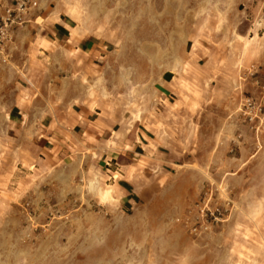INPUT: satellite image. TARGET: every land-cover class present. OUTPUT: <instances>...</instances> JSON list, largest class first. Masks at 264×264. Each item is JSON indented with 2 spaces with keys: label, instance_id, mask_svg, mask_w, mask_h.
Returning <instances> with one entry per match:
<instances>
[{
  "label": "rangeland",
  "instance_id": "obj_1",
  "mask_svg": "<svg viewBox=\"0 0 264 264\" xmlns=\"http://www.w3.org/2000/svg\"><path fill=\"white\" fill-rule=\"evenodd\" d=\"M16 4L0 9L13 10L0 23V264H264V0ZM53 18L95 41L96 59L46 36ZM94 60L97 73H73ZM60 77L98 79L118 122L106 144L148 146L128 176L81 137L48 150L75 87ZM203 198L221 214L192 232Z\"/></svg>",
  "mask_w": 264,
  "mask_h": 264
},
{
  "label": "crops",
  "instance_id": "obj_2",
  "mask_svg": "<svg viewBox=\"0 0 264 264\" xmlns=\"http://www.w3.org/2000/svg\"><path fill=\"white\" fill-rule=\"evenodd\" d=\"M8 1L9 0H0V9L5 6ZM53 19L54 22L51 23L52 27L48 29L49 31L46 33V36L48 35L50 39H52V36H56L57 40L68 43L72 46V52L75 54L95 58L96 52H98V44L95 41L88 40L86 42L82 37H78L76 34L71 33L72 27L70 24L61 19L60 21L56 20V18ZM41 37L44 40L48 38L45 37V35H41ZM67 52H70V50L68 49ZM94 64L95 65L93 66L76 67V71L73 73H97L98 70L96 66L98 65H96L97 62L95 63V60ZM77 69L82 70L77 72ZM72 78L73 77H60L61 82L67 84V82L70 81L71 84H75V87L72 91H67L65 94L70 100L69 102H66V104L70 106L68 109L69 118L66 119V123L60 124L61 126L58 130L52 133L47 132L45 134L49 146H53L48 147V150L53 151L57 146L61 148L66 147L68 146L66 139L73 141L74 139L81 137L86 142V145L90 147L91 151L99 152V147L102 145L101 147L104 150L105 164L110 165L109 163L111 162L113 165V170L107 169L110 173H119L121 170L127 172L128 176V172H130V169L135 164L134 160L136 155H145L142 151L145 150L144 147H147L148 150V146L143 143L138 144L136 140L131 145L124 148H114L111 144H106V142H112L110 138L118 132L115 128L118 122L117 120H114V118H110V115H108L103 94L99 91L100 82L98 79L95 81L92 79V83H90V81L87 82L89 86L92 84L91 87H87L85 84H82L80 78L77 77L74 82H72ZM61 92L63 93L62 90L60 91V94ZM62 125H64V127ZM120 129H122L121 125ZM138 138L141 142L140 136H138ZM94 145H97L98 149H96Z\"/></svg>",
  "mask_w": 264,
  "mask_h": 264
},
{
  "label": "built area",
  "instance_id": "obj_3",
  "mask_svg": "<svg viewBox=\"0 0 264 264\" xmlns=\"http://www.w3.org/2000/svg\"><path fill=\"white\" fill-rule=\"evenodd\" d=\"M16 9L18 10H24L29 2V0H16ZM13 10L10 7H6L5 13L1 14L0 13V23L3 24L4 26L7 25L8 22L11 21V16H12ZM6 28L5 27H0V41H3L6 39L7 34H6ZM1 46V44H0ZM196 206V213L194 215V220L191 222V228L192 232H197V227H202L204 226L206 222V218H211L213 217L214 220L218 218V216L221 214L218 208L211 209L207 206V200L206 198H203L202 203H199ZM197 221H201V224H196ZM206 226V224H205Z\"/></svg>",
  "mask_w": 264,
  "mask_h": 264
},
{
  "label": "bare ground",
  "instance_id": "obj_4",
  "mask_svg": "<svg viewBox=\"0 0 264 264\" xmlns=\"http://www.w3.org/2000/svg\"><path fill=\"white\" fill-rule=\"evenodd\" d=\"M73 31H74V29H73ZM108 195V191H105L104 193H103V196H107Z\"/></svg>",
  "mask_w": 264,
  "mask_h": 264
}]
</instances>
